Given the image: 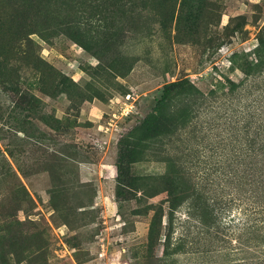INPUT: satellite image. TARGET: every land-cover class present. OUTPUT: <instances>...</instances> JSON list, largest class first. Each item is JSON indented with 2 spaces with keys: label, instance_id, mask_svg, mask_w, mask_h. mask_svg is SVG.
Returning a JSON list of instances; mask_svg holds the SVG:
<instances>
[{
  "label": "rangeland",
  "instance_id": "374dc122",
  "mask_svg": "<svg viewBox=\"0 0 264 264\" xmlns=\"http://www.w3.org/2000/svg\"><path fill=\"white\" fill-rule=\"evenodd\" d=\"M260 37L264 0H0V264H240L185 219L192 194L230 192L214 180L244 167ZM183 79L203 92L197 117L139 144ZM169 170L188 189L175 209Z\"/></svg>",
  "mask_w": 264,
  "mask_h": 264
},
{
  "label": "trees",
  "instance_id": "16d2710c",
  "mask_svg": "<svg viewBox=\"0 0 264 264\" xmlns=\"http://www.w3.org/2000/svg\"><path fill=\"white\" fill-rule=\"evenodd\" d=\"M255 50L258 55L257 65L264 66V37L259 38ZM201 97L203 92L189 80L165 84L152 112L135 129L133 136L142 144L144 140L159 138L172 133L176 128L184 127L197 117L201 107L198 99ZM187 99L188 103H185ZM175 100L178 104L173 107ZM256 127L253 135L255 138L250 137L244 143V167L237 170L234 165L228 164L232 167L228 174L222 173L225 178L214 180L217 190L223 187L232 190L228 193L224 189L214 190L213 196H206V192L192 194L194 199L189 203L188 217L185 219V222H190V217L198 219L195 225L197 232L208 237L215 245L225 244L219 249L227 250V257L240 254L241 258L237 260L240 264H264V117L259 118ZM148 145L143 144L146 147ZM168 179L167 201L170 208L175 209L179 199H186L188 189L174 171L169 170ZM187 236L189 234H182L178 243L181 244ZM168 239L166 236L163 247L165 255L172 253L168 250L172 244L171 241L166 242Z\"/></svg>",
  "mask_w": 264,
  "mask_h": 264
},
{
  "label": "built area",
  "instance_id": "2783aa9c",
  "mask_svg": "<svg viewBox=\"0 0 264 264\" xmlns=\"http://www.w3.org/2000/svg\"><path fill=\"white\" fill-rule=\"evenodd\" d=\"M130 97H131V94H128L126 96L127 101L124 102V104L122 105L120 112L118 114L117 113L113 114V118L110 120V122L106 128V131L112 130V128H114L116 126V124L114 123V120L116 117L126 118V116H128L129 113L133 111L132 109L134 106V102L130 100Z\"/></svg>",
  "mask_w": 264,
  "mask_h": 264
}]
</instances>
